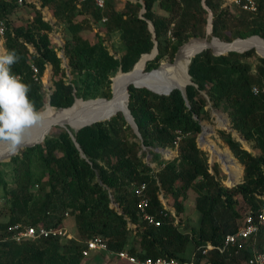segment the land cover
<instances>
[{
    "label": "trees",
    "instance_id": "1",
    "mask_svg": "<svg viewBox=\"0 0 264 264\" xmlns=\"http://www.w3.org/2000/svg\"><path fill=\"white\" fill-rule=\"evenodd\" d=\"M223 1L142 0V4L128 3L124 13L106 14V30L108 33L119 32L125 45V54L120 61L110 59L109 71L120 68L123 73H129L139 59L148 56L142 55L151 52L154 41L158 53L146 63L145 72L157 69L164 57L161 45L167 33L173 38L169 51L172 60L189 39L204 38L210 13L212 38L234 42L225 35L229 33L233 39L258 36L264 41V0H256V13L231 9L223 6ZM8 2L0 0V20H4L7 26L3 36L4 48L6 53L15 51L19 57L11 71L30 85L29 99L39 111L44 104L41 81L33 79L30 65L36 67L39 79L47 63L55 73L61 72L60 59L49 46L47 31L51 27L38 16V39L30 29L13 31L5 17ZM53 3L54 0H43V5ZM156 3L167 17L154 13ZM70 4L65 3V6L71 11L77 7L78 13L93 7L90 0L79 7L72 5L73 0ZM138 9L145 10L143 19L139 17ZM147 21L154 27V40ZM68 23L74 26L71 18ZM71 28V39L65 46L66 57L72 68L82 69L80 57L91 47L77 30ZM260 38L252 39L264 44ZM27 44L32 45L36 55L29 56ZM212 52L211 49L204 50L192 57L188 64L193 83L185 88L188 106L179 90L164 96L128 87V109L140 137L118 113L109 121L70 131L78 147L63 130L56 138L46 137L41 144L25 148L21 158L13 157L11 162L19 164L14 170L15 187L8 193L9 203L5 208L0 206V239L7 235L10 225L17 223L65 228L69 215L73 216L76 238H49L21 244L1 239L0 264H81L84 242L94 237L104 241L108 253L125 251L140 260L163 258L192 264H245L253 251L261 249L264 246V226L244 241L240 249L220 253L215 247L221 246L224 237L237 230L244 215L237 211L239 199L245 214L252 216L264 203V93L261 92L264 58H257L252 69L248 60L254 56L253 51L221 56H214ZM253 87L259 90L258 94L252 92ZM73 90L71 83L60 78L55 83L48 110L73 107ZM202 92L213 109L227 113L230 128L246 142L253 143L252 148L257 150L254 154L248 152L230 133H220L235 157L241 175L243 166L242 180L232 188L222 184L218 165H214L213 173L210 172L207 155L197 146L200 122L206 117L204 108L208 103ZM105 98L110 97L105 95ZM178 137L174 159L161 161L159 153L150 151L147 155L158 164L153 169L150 162H145L144 149L174 150ZM32 156L41 166L37 177L31 175ZM234 160L231 165L235 167ZM1 184L6 186L0 171ZM141 185L145 186L144 194L149 200L148 212L161 222L159 227L150 226L139 218L138 199L133 191ZM33 187L37 188L36 191H31ZM190 190L196 194L194 208L199 213V220L196 230L186 232L182 222L175 223V216L164 208L160 194L167 202L172 200L175 215L181 218L182 199ZM2 216L7 220H2ZM130 236L134 241L129 246ZM63 241L65 243H61ZM189 243H192L193 250L188 258L184 254ZM207 244L215 249L202 255ZM95 259L100 261L97 256ZM111 261L109 264H130L115 256Z\"/></svg>",
    "mask_w": 264,
    "mask_h": 264
},
{
    "label": "rangeland",
    "instance_id": "2",
    "mask_svg": "<svg viewBox=\"0 0 264 264\" xmlns=\"http://www.w3.org/2000/svg\"><path fill=\"white\" fill-rule=\"evenodd\" d=\"M5 1H9L8 2L9 4L6 5L4 9L6 15L5 17L9 27L12 28L13 31H16L18 29L21 30L30 29L33 31V33H35V36L38 39L39 34L37 31L39 30L40 27V25L36 23V18L38 16H40L41 20L44 23H47L51 27V29L47 31V35L49 38V46L54 51L57 58L60 59L61 72L55 73L52 66L49 63L45 65V70L41 78V90H40V93L43 96L44 104L39 111H44L45 113L50 111L48 110L49 109L48 106H50V97L55 90V83L60 78H62V80L67 84L71 83L72 86L75 88V90H73L74 102H75V104L74 102L73 104L75 106L78 104H83V102L90 100L106 99L105 95H108L110 98L112 97L113 79L115 84V81L119 77L124 75L122 74L123 72L120 68H118L115 72H112L109 71L108 66L110 64L111 58L116 61L121 60V58L125 54V45L120 38L119 32L108 33V31L106 30L107 22L106 23L102 22V19L103 17H105L104 19H107L106 14L110 15L111 13H118V14L124 13L126 11L128 3L142 4L143 3L142 0H105L106 7L104 11H99L96 10L94 7H90L89 9H84L82 13H78L77 7H75L74 10L71 11L70 8H67V6H65V3H68L71 6L70 0H54V3L51 5H46V4L43 5V0H37L36 4H32L29 2V0H26L21 5L17 3V0H5ZM72 5H77L79 7V1L73 0ZM142 10L143 9H138L139 15ZM153 11L158 16L167 17V13L160 10L158 8L157 3L154 5ZM55 13H57L56 16L54 15ZM69 18L72 19V23L74 26H69L68 23ZM71 27L77 30L80 37L83 40L87 41L91 47V50L85 52L80 57V63L83 66L82 69L72 68L69 65L68 58L66 57L65 46L66 43L71 39V30H72ZM225 35L232 41L236 40L233 39L229 33H226ZM212 37L213 36L211 35V30L207 26L204 38L210 39ZM204 38L201 37L191 38L188 40L187 43H189L194 39H204ZM248 40L255 41L252 38ZM4 41H5L4 37H0V43H1L0 55L6 54V50L4 48ZM215 41H216L215 43L217 44L214 43V46H219L222 44L221 43L222 40L220 41L215 40ZM257 43L264 45L261 42H257ZM172 44H173V38H171V35L168 32L167 36L162 39V45H161V50L164 53V57L162 58L159 65H166L162 68V70L165 69L166 72L161 74L162 75L160 77L161 81L169 80V82H172L170 79L173 78V76L169 78V75L171 73L173 75L174 73L173 71L176 66V65L173 66L175 64L173 63L175 57L172 60L169 58V51ZM196 44L204 45L206 43L202 41H195L191 43L189 46H187L184 49V51L188 47L194 46ZM237 48L238 49L236 50L238 51L248 49L244 47L243 44L238 45ZM27 49L29 51V56L32 57V55H36V50L32 47V45L27 44ZM234 49L235 48H230L219 51L215 48L217 52H226L227 50H234ZM250 49L253 50H248V51H253L254 56L251 57L248 60V62L251 64L253 69L257 64V58H262L264 56V49L263 50L260 49L257 50V48H250ZM176 55L178 54L176 53ZM179 59L177 63H179ZM188 64L189 61L187 62L184 70L183 68L179 69L186 78H187ZM167 65H171V66H167ZM136 71L144 73L145 71L144 65H142ZM114 94H115V88H114ZM201 94L206 98V101L208 102V98L206 97L205 92H202ZM110 98H108V100ZM73 104L72 106H74ZM204 110L206 111V117L200 122V124L202 126L205 125L209 127L210 133L208 134L207 138L211 142L219 146L221 151L226 152L230 156V164L232 163L231 162L232 159L234 160L235 157L232 156V153L229 150L228 146L223 142L220 136L221 132L230 133L232 138L240 144L242 149H245L248 152L257 153V150L252 148L253 143L246 142L236 131L230 128V120L227 113L221 110L213 109L209 102L207 103V106L204 108ZM221 119H224L225 122L221 121ZM77 126L78 125L72 123L71 121H62L56 124L54 123L44 128L41 131V133H37L38 135L36 134L33 135L34 137L32 136V141L39 138H44L45 140L46 137L56 138L61 134L63 130L72 131L73 129L78 128ZM202 148L203 150H205L204 152L207 155L210 172H212V169L213 167H215L214 166L215 164L216 166L217 165L219 166V168L217 166L218 176L222 180V184L225 187L229 188L230 180L232 182H238V183L241 182L243 176L242 165H241L242 175H241V171L236 166L235 160H234L235 167L231 165V169L227 170L223 162L218 157L212 154L208 145H204ZM166 150H168L169 153H167L166 155L160 154L159 160L167 162L174 159L177 156L176 148L174 150L167 148ZM23 151L24 150L20 151L17 154V156L21 158ZM144 151L146 156L150 151L155 152L153 149H144ZM210 158L215 159V163L213 165H210L209 162ZM144 160L145 162H150V167L153 169H155L156 165L158 164L157 161H152V156H150L148 160L147 159ZM0 164H1L0 171L2 174V179L6 183L5 187H3V184H1L0 186V206L5 208L9 203L8 193L15 187L16 174L14 170L15 168H18L19 163L11 162L10 160L6 162L4 161ZM30 169H31V175H33V177H37L41 172V166L33 156H32ZM36 189H37L36 187H33L31 191H36ZM195 196L196 194L190 190L187 192L185 198L182 199L183 212L181 213V218L180 216L178 218V216L175 215V210L174 207L172 206V200H168V202L164 198L162 200L163 202H166L170 212L172 211L171 212L172 215L175 216L176 218L175 223L181 221L182 225L184 226L183 229L186 232H190L191 229L196 230L198 227L199 213L194 208ZM239 202L240 203L237 206V211L241 215L243 214L245 215V211L243 209L240 199ZM111 206L117 207L115 204H111ZM1 219L7 220V217L2 216ZM65 229L73 236V239L74 237L76 238L74 234L75 224L72 215H69L67 220L65 221ZM129 241H130L129 243L130 246L134 241L131 238V236ZM61 243H65V242L63 241ZM192 250H193V245L192 243H189L184 255L189 258V256L192 253ZM95 256L99 257L100 261H97L95 259ZM113 256L115 255H111L108 252L96 253L87 258L82 257L83 259L81 261V264H109L112 262L111 259H113Z\"/></svg>",
    "mask_w": 264,
    "mask_h": 264
},
{
    "label": "built area",
    "instance_id": "3",
    "mask_svg": "<svg viewBox=\"0 0 264 264\" xmlns=\"http://www.w3.org/2000/svg\"><path fill=\"white\" fill-rule=\"evenodd\" d=\"M26 0H17V3L21 5ZM79 4L88 1V0H78ZM92 1L93 7L96 10L104 11L106 7L105 0H90ZM30 3L36 4L37 0H29ZM223 6H228L231 9H238L248 13H256L257 11V3L256 0H224ZM39 9V6H38ZM102 22H105V19H102ZM6 23L4 20H0V37H3L6 33ZM32 70L33 79L35 81H41L38 78L37 69L34 65H30ZM252 92L254 94H258L259 90L256 87L252 88ZM261 92L264 93V87L261 89ZM179 133V132H178ZM179 141V137L174 142V147L177 148ZM145 186L141 185L136 188L133 193L137 197L138 201L136 204V209L139 214V218L141 221L146 224L159 227L161 222L156 219V217L148 212L149 200L144 194ZM160 200L165 209L169 210L166 202H163V196L160 194ZM167 201V200H166ZM170 211V210H169ZM172 212V211H171ZM67 217V214H65ZM264 226V203L260 206L254 216L245 214L241 217L238 223L237 230L233 234H228L224 237L221 246L218 248L215 247L220 253L227 252L229 250L240 249L247 239L251 236L255 235L259 228ZM7 235L3 237L4 241H11L16 244H21L26 241H38L49 238H61V239H73V236L61 226L58 227H44V226H28L21 223L10 225L6 231ZM0 239V240H1ZM212 245L207 244L204 250H202L201 254L205 255L207 251L215 249ZM108 252L104 241L99 237H94L90 240L84 242V248L81 251L82 257H90L93 254ZM111 255H115L118 260L125 261L130 264H192V263H182L177 260H167L163 258H159L156 260L145 259L140 260L134 256L129 255L125 251H120L117 253H110ZM245 264H264V246L259 249L253 251L252 256L245 262Z\"/></svg>",
    "mask_w": 264,
    "mask_h": 264
},
{
    "label": "bare ground",
    "instance_id": "4",
    "mask_svg": "<svg viewBox=\"0 0 264 264\" xmlns=\"http://www.w3.org/2000/svg\"><path fill=\"white\" fill-rule=\"evenodd\" d=\"M251 38H260V37L255 36V37H251ZM251 38H247L244 40H242V39L236 40V41L231 42V43L221 42L222 44L219 46H214V43L211 44L213 41L219 40V39H214V38H212L211 40L206 38L205 40H192V41H190L189 43L185 44L180 49V51L178 53L177 60H176L175 64L173 65V66L176 65L175 69L173 71L174 73H173V75H172V73L169 75V78H171L173 76V78L170 79L172 82H169V80L161 81V79H160V77L162 76L161 74L166 72L165 69L162 70V68L166 65H163L159 70H156L151 74H145V71H144V73L136 71L142 65H144V68H145V62L150 58V56H147V57L143 58L141 61H139V63L136 64L134 72L122 73L124 76L119 77L115 81V84H114V79H113V82H112L113 83L112 84L113 98L110 99L108 102H106V100L104 101L101 99H97V100H91L88 102L86 101V102H83V104H78L76 106L74 105L73 107L68 108V109H57L56 111H49V112L45 113L46 119H45L44 124L42 126H37V127L33 128L32 136L35 134L38 135L37 133H41V131L44 128H46L49 125L54 124V123L56 124V123L62 122V121H71L72 123L80 126L82 124V120L95 119L94 116L97 114L103 113L102 116L98 117V119H101V118L110 116L114 112H118V110H121V109L124 110V107L126 104V90L130 84H134L136 86H144V87H147L150 90L158 92V93L167 92L173 88H183L184 85L187 83L188 79L182 74V72L179 69L183 68V70H184L187 62L190 61V59L192 58V56L196 52H198L199 50H202L204 48H209L215 54L220 55V54H228V52H230V51L231 52L232 51L242 52L244 50H247V49L240 50V51L236 50V49H238L237 46L241 45V44H243L244 47L248 48V50H251L250 48H257V50L258 49H260V50L264 49V45L259 44L253 40H248ZM195 41H202L206 44H204V45L203 44H196L194 46L188 47L184 51V49L187 46H189L191 43H193ZM215 44H217V43H215ZM214 47L219 51L230 49V48H235V49L234 50H227L226 52H217ZM206 50H208V49H206ZM178 59H179V63H177ZM137 66H138V68H137ZM167 66H171V65H167ZM161 82H162V84H161ZM114 88H115V94H114ZM63 110H65V111H63ZM221 121H224V119H221ZM202 127H203V130L206 132L205 140L207 141V143H208L207 145L209 146L212 154L214 156L218 157L223 162V164L225 165L227 170H230L231 169L230 156L226 152L221 151L219 146H217L215 143L211 142L207 138L208 134L210 133L209 127H207L205 125H203ZM225 127H227V126H225ZM39 139H41V138H39ZM39 139L34 140L33 144L35 141H37ZM43 140H44V138H43ZM25 148L26 147H22V149H20V151L24 150ZM5 151H6L5 146L1 145L0 146V153H3ZM6 158H7V156H0V162H4L6 160ZM236 183H238V182H232L230 180L229 187L232 186L233 184H236Z\"/></svg>",
    "mask_w": 264,
    "mask_h": 264
},
{
    "label": "clouds",
    "instance_id": "5",
    "mask_svg": "<svg viewBox=\"0 0 264 264\" xmlns=\"http://www.w3.org/2000/svg\"><path fill=\"white\" fill-rule=\"evenodd\" d=\"M18 60L15 51L0 55V145L6 149L0 156L16 155L30 146L33 128L46 119L45 112L38 111L29 99L30 85L11 71Z\"/></svg>",
    "mask_w": 264,
    "mask_h": 264
},
{
    "label": "water",
    "instance_id": "6",
    "mask_svg": "<svg viewBox=\"0 0 264 264\" xmlns=\"http://www.w3.org/2000/svg\"><path fill=\"white\" fill-rule=\"evenodd\" d=\"M203 7H204V6H203ZM144 13H145V10L143 9V10L141 11L140 15H139V17H140L141 19H143V16H142V15H143ZM211 20H212V14L210 13V14H209V18H208V27H209L210 30H211ZM147 25H148V30H149V32L151 33L152 38H153V40H154V37H155V36H154V27H153L152 23L149 22V21H147ZM205 39H206V38H204V39H194V40H205ZM214 39H217V38L214 37ZM236 40H241V39H236ZM236 40H234V41H236ZM242 40H244V39H242ZM183 46H184V45H183ZM183 46H182V47H183ZM182 47L179 48L177 54L179 53V51H180V49H181ZM206 49H209V48H204V49H202V50H199V51L196 52L192 57H194L195 55L201 53L202 51H204V50H206ZM246 51H248V49H247V50H244V51H242V52H236V53H244V52H246ZM230 52H231V51H230ZM230 52H228V53H230ZM232 52H234V51H232ZM157 53H158V52H157L156 42L154 41V47H153V49L151 50V52H150L149 54H144V55H142V56H145V55L150 56V58L145 62V65H146V63H147L148 61H152V60L156 57ZM213 55H214V56H221V55H225V54H220V55H218V54H215V53L213 52ZM142 56H141V57H142ZM177 56H178V55L175 56V60H174L173 63L176 62V60H177ZM141 57H140V58H141ZM139 60H140V59H139ZM139 60H138V61H139ZM190 60H191V59H190ZM138 61H137V62H138ZM137 62H136V64H137ZM189 63H190V61H189ZM136 64L133 66V68H132V70L130 71V73L134 72ZM162 66H163V65H159V67H158L157 69L151 70V71H149V72H145V74H151V73H153L154 71L159 70ZM187 78H188V82L184 85L183 88H173V89H170V90L167 91V92H162V93H158V92L152 91V90H150L149 88L144 87V86H136V85H134V84H130L129 86H133L134 88H138V89H146V90H148V91H150V92H152V93H155V94H158V95H164V96H168L173 90H179L180 93H181V95H182V97H183L184 100H185L186 105L188 106V102H187V99H186L185 88H186V86H188V85H193V83L191 82L190 76H189V74H188V70H187ZM112 97H113V90H112ZM112 97H111L110 99H112ZM110 99H109V100H110ZM128 99H129V95H128V88H127V90H126V104H125L124 110H123V109L118 110V112H114V113L111 114L110 116H107V117H104V118H101V119H98V117H99V116H102L103 113H102V114H97V115H95V116H94L95 119H92V120H88V119L82 120V124H81L80 126H78L77 129H73V131L76 132V131H78V130L84 128V127L92 126V125H94V124H96V123L104 122L105 120L109 121L112 117L116 116L117 113H120V114L123 116L125 122H126V123L130 126V128L133 130L134 134H135L137 137H140L139 132H138V129H137V126H136V124H135V122H134V119H133L132 115L130 114L129 109H128ZM101 100H104V101L106 100V102L109 101V100H107V99H101ZM90 101H91V100H90ZM87 102H88V101H87ZM69 108H70V107H69ZM66 109H67V108H66ZM195 118H196V117H195ZM196 119H197V118H196ZM200 127H201V131H200V133H199V135H198L196 141H197V146H198V148L201 149L204 145H207L208 143H207V141L205 140L206 132L203 130V127H202L201 124H200ZM67 132H68V134L70 135V137L72 138L73 142L75 143V140H74V138L72 137V133H71L70 131H67ZM42 142H43V138H41V139L35 141L34 144L32 143L30 146H25V147H26V148H32V147H35V146L41 144ZM75 145H76V147H78V145H77L76 143H75ZM21 149H22V148H21ZM154 151H155L156 153L164 154V155L167 154V153H169L168 150H166V149H155ZM18 153H19V152H18ZM16 155H17V154H16ZM16 155L7 156L5 162H6V161H10L11 158L15 157ZM146 159H147V160L149 159V155L146 156ZM209 162H210V165H213V164L215 163V160H214L213 158H210ZM0 163H2V162H0ZM237 184H238V183L233 184V185L230 186L229 188H232V187L236 186Z\"/></svg>",
    "mask_w": 264,
    "mask_h": 264
},
{
    "label": "crops",
    "instance_id": "7",
    "mask_svg": "<svg viewBox=\"0 0 264 264\" xmlns=\"http://www.w3.org/2000/svg\"><path fill=\"white\" fill-rule=\"evenodd\" d=\"M1 44V43H0ZM1 51V50H0ZM201 149H203V148H201ZM205 151V150H204ZM254 154V153H253ZM216 165V164H215ZM65 226V225H64Z\"/></svg>",
    "mask_w": 264,
    "mask_h": 264
}]
</instances>
